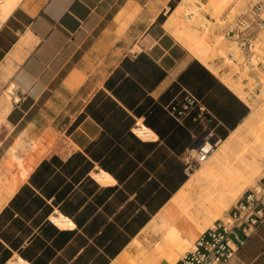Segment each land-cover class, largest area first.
<instances>
[{"label": "crops", "instance_id": "crops-1", "mask_svg": "<svg viewBox=\"0 0 264 264\" xmlns=\"http://www.w3.org/2000/svg\"><path fill=\"white\" fill-rule=\"evenodd\" d=\"M171 1L20 0L0 23V102L6 92L12 102L0 123V264H175L202 233L183 218L184 241L144 227L188 179L202 132L221 139L250 107L164 25ZM195 60L212 76L181 79ZM187 91L203 117L170 112ZM142 123L157 137L133 133ZM54 156L76 170L52 161L33 176ZM101 170L115 181L100 183ZM60 213L74 226L59 227ZM225 264H264V225Z\"/></svg>", "mask_w": 264, "mask_h": 264}, {"label": "bare ground", "instance_id": "bare-ground-1", "mask_svg": "<svg viewBox=\"0 0 264 264\" xmlns=\"http://www.w3.org/2000/svg\"><path fill=\"white\" fill-rule=\"evenodd\" d=\"M19 1L0 0V23L6 19L10 12L18 5ZM196 4L201 5L198 2ZM182 10L192 16L196 13V10L189 5L188 0H180L177 6L169 12L164 25L189 47L196 58L203 62L211 71L219 75L221 80L231 87L249 105L251 110L225 138L217 139L213 144L206 143L207 147L212 148V151L205 157H202L198 167L189 171L188 179L172 195L165 210L144 227L145 230L151 228L155 232H163L162 235L165 240L175 242L184 241L179 236L177 228L174 227V222L177 219L183 218L199 231H203L212 225L213 221L219 218L222 212L229 207L230 202L238 197L247 188L248 184L252 183L255 176L259 173L260 163L264 160V87L254 98L249 91L245 90L240 80L221 73L219 66L215 63L214 52L207 47L203 42L204 40L197 41L188 38L184 34L185 29L183 28L185 27H182V25L178 26L179 13ZM196 21L198 22V27L204 30L208 28L203 25L204 21L202 18H198ZM204 32L205 36H209L207 30ZM262 38L264 40V33ZM236 47L237 45L235 44L231 48V53L234 56H237ZM226 57L229 59L228 56ZM9 90L11 91L12 87ZM11 107V95L9 92H6L0 102V123L5 119ZM29 130L28 127L23 130V133L29 135ZM134 131L143 139L157 137L155 132L143 123L134 128ZM20 144L21 137H18L9 149L12 160L17 162L22 158L17 149ZM93 175L102 184L115 181L104 170ZM51 219L59 227L74 226L73 221L61 213L59 215H52ZM142 231L144 232V229ZM142 242L144 241L135 236L130 246L142 247ZM160 247L161 244L156 247L154 254L159 251ZM140 252L143 253V250ZM142 255H148V252L144 250V254ZM10 263L29 264L21 258L16 261L12 260Z\"/></svg>", "mask_w": 264, "mask_h": 264}, {"label": "built area", "instance_id": "built-area-1", "mask_svg": "<svg viewBox=\"0 0 264 264\" xmlns=\"http://www.w3.org/2000/svg\"><path fill=\"white\" fill-rule=\"evenodd\" d=\"M224 21L226 22L224 35L236 43L244 53L249 70L256 71L260 63V60H255L256 44L260 32L264 29V0L253 1L231 19L226 14ZM197 107V118L203 117L199 100L188 92L180 104L171 106L170 112L181 118ZM213 139L214 134L209 132L198 147L188 150L186 155L188 171L194 170L200 164L202 157L212 151L206 143H215ZM263 225L264 172L253 185L247 187L237 197L223 216L215 219L212 225L202 231L192 247L175 264H225Z\"/></svg>", "mask_w": 264, "mask_h": 264}, {"label": "rangeland", "instance_id": "rangeland-1", "mask_svg": "<svg viewBox=\"0 0 264 264\" xmlns=\"http://www.w3.org/2000/svg\"><path fill=\"white\" fill-rule=\"evenodd\" d=\"M179 1L180 0H172L170 2L168 8L165 10L166 18L168 17L169 12L177 6ZM188 1H189V5L196 10V13L192 16L191 14L186 13V11L182 10L179 13L180 16H179L178 26L182 25V27H185L183 28L185 29L184 34H186L188 38L197 41L204 40L203 42L207 45V47L212 49V51L214 52L213 57L215 63L220 68V72L223 74L230 75L236 80H240L243 83L245 90L249 91L250 94L255 98L257 94H259L264 87V40L262 38L264 29L260 32L256 44L257 55L255 60L256 61L260 60V63L258 64L256 71H250L249 70L250 67L246 62V57L238 46L236 47L237 56L230 55L231 48H233V46L236 43L230 41L224 35L226 28V22L224 21V17L226 16V14H228V18L231 19L234 15H236V13L247 8L248 5H250L253 1L256 0H227V1L188 0ZM197 2L201 3V5L200 6L197 5L196 4ZM172 4H175L174 7H172ZM198 18H202V20L204 21L203 25L208 27L205 30H207L209 36H205L204 34L205 30L198 27V22L196 21L198 20ZM226 56H228L229 59H227ZM26 142L28 141H25L24 139L21 141L22 145L26 144ZM199 165L200 164H198L196 167H198ZM14 169L15 167H12L11 172ZM263 172H264V160L260 163L259 173L255 176L252 183L247 185V187L253 185L257 181V179L262 175ZM236 199L237 197L230 202L229 207L234 203ZM225 211H223L219 217L223 216Z\"/></svg>", "mask_w": 264, "mask_h": 264}, {"label": "trees", "instance_id": "trees-1", "mask_svg": "<svg viewBox=\"0 0 264 264\" xmlns=\"http://www.w3.org/2000/svg\"><path fill=\"white\" fill-rule=\"evenodd\" d=\"M174 5L175 4H172V7H174ZM161 18H163V16H161ZM192 65H194V66H191V67H189V68H187L182 74H181V76H180V78L182 79V78H184V76L185 75H188V72L190 71V70H193V71H196V72H200V73H205V74H209L210 76H212V74L199 62V61H197V60H195L194 62H193V64ZM188 93V91L184 94V96L181 98V99H179V100H175V101H173V102H171L170 104H169V109L171 108V106L172 105H178V104H180V102L184 99V97H185V95ZM189 93H191V92H189ZM193 94V93H192ZM194 95V94H193ZM196 96V95H195ZM196 98L198 99V97L196 96ZM199 100V99H198ZM197 111H198V107L195 109V110H193L191 113H194L195 112V114L197 113ZM190 113V114H191ZM189 115V114H188ZM187 115V116H188ZM133 132V131H132ZM134 133V132H133ZM227 136V133L226 134H224V135H222V138H225ZM75 158H78V160L79 161H81L82 160V158H83V155L82 154H80V153H78V154H76V155H74L71 159H75ZM70 159V160H71ZM70 160L68 161V162H63V161H61V160H59V158H57L56 156H54L50 161H44L42 164H41V166H40V168H39V170H37V172H35L34 174H33V176H38V175H40V176H44V174L45 173H49L50 171H53V169H54V167H53V164H52V161H54L55 162V164L56 165H60V166H62V168L65 170V169H68L69 171H73V170H76V168L75 167H72V166H70ZM87 165H88V168H89V163L87 162ZM91 166V165H90ZM86 168H87V166H85ZM85 168V169H86ZM40 171H42V172H40ZM79 171H81V168L78 170V172ZM41 173V174H40ZM75 173H77L76 171H75ZM50 221V220H49ZM50 222H52V221H50Z\"/></svg>", "mask_w": 264, "mask_h": 264}, {"label": "water", "instance_id": "water-1", "mask_svg": "<svg viewBox=\"0 0 264 264\" xmlns=\"http://www.w3.org/2000/svg\"><path fill=\"white\" fill-rule=\"evenodd\" d=\"M208 133H209V130L203 131L202 134L196 139V141L194 142V144L190 148L198 147L202 143L204 136ZM217 139H218V137L214 136L213 141H215Z\"/></svg>", "mask_w": 264, "mask_h": 264}]
</instances>
